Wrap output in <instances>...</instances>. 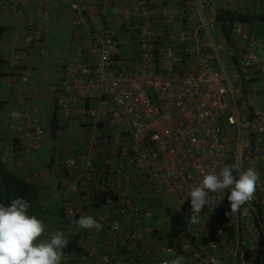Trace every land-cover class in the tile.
<instances>
[{
  "label": "built area",
  "instance_id": "1",
  "mask_svg": "<svg viewBox=\"0 0 264 264\" xmlns=\"http://www.w3.org/2000/svg\"><path fill=\"white\" fill-rule=\"evenodd\" d=\"M248 1L252 0H135L115 6L114 0H105L100 14L107 26L91 30L87 45L74 46L73 55L62 64L57 99L62 114L86 118L93 127L103 122L114 136L127 139L123 152L109 159L104 170L108 211L83 212L118 235L116 250L79 238L83 264L142 263L146 233L142 228L123 231L124 217L138 223L162 218L171 252L159 256L156 264L177 255L183 257L182 264H264V147L259 145L264 141V107L253 106L255 95L243 85L252 78L264 81V59L247 48L254 38L244 23L234 24L227 38L217 22L221 13L235 12L236 5ZM254 1L264 5V0ZM85 2L69 3L76 36L88 28ZM18 7L16 0H0V14L10 8L23 20V48H36L46 57L42 44L48 36L50 0H37L35 10L24 16ZM112 7L114 14L109 13ZM119 31L128 34V54L118 51ZM240 43L246 47L240 48ZM17 65L10 58V66ZM30 77L27 67L18 75L23 84ZM93 87L96 104L88 108ZM18 112L21 127L11 128L24 130L28 149L36 153L43 130L23 107ZM225 127L233 130L229 145L223 139ZM94 155V145L88 144L66 160L67 166L78 168L70 190L78 191L91 181ZM4 157L8 161V155ZM234 163L241 171L253 167L260 173L253 199L237 213L225 215L230 213V189L211 194L212 211L205 205L200 222L193 224L191 188L204 174L219 173ZM137 198L148 206L141 208ZM78 213L66 202L64 217Z\"/></svg>",
  "mask_w": 264,
  "mask_h": 264
},
{
  "label": "crops",
  "instance_id": "2",
  "mask_svg": "<svg viewBox=\"0 0 264 264\" xmlns=\"http://www.w3.org/2000/svg\"><path fill=\"white\" fill-rule=\"evenodd\" d=\"M16 1L19 5L18 10L23 16L33 12L37 4V0ZM70 1L50 0L51 18L45 24L48 36L42 44L48 52L46 57L40 55L36 48L30 50L23 48L21 39L25 35V28L22 18L11 12L10 8L3 15L0 14V24L4 27L0 38L2 72L4 73L0 85V99L4 102V107L0 111V152L9 157L6 163L8 169L27 180L38 190L40 215L46 225L42 239H50L57 230L63 232L69 242L62 250L64 256L61 264H83L81 261L83 251L78 243L79 238L101 249L107 246L109 249L116 250L117 234L109 232L104 227L99 231L78 228L72 221L83 216V212L108 211L105 205L107 194L102 190L104 170L109 159L115 158L118 152H123L127 139L125 136H114L112 128L108 129L103 122L93 127L88 119L66 117L57 107L62 64L73 55L74 46L87 45L91 30L107 26L100 14V6L105 0H86L88 28L80 29L79 36H76L77 31H74L72 25L73 15L69 10ZM134 1L114 0V4L129 6ZM263 8L264 5H257L252 0L238 4L234 9L238 13L252 17L260 16L261 12L264 13ZM109 13L114 14L115 8H110ZM112 26L116 27V24L113 23ZM244 29L254 38L253 43L247 48L264 59V19H252L244 23ZM127 35L122 31L117 33L118 51L121 54L131 52V47L126 41ZM15 39L19 40L15 42ZM238 45L240 48L246 47L241 43ZM11 56L17 61V66H10ZM24 62H26L25 65ZM226 65L231 66L229 62ZM25 67L29 69L31 77L27 83L23 84L19 81L18 75ZM243 85L255 95L253 106L263 108L264 81L252 78L244 81ZM96 95L97 90L93 87L89 92L86 107H93L96 104ZM20 107H23L32 121L43 130L40 150L36 153L31 152L27 147L29 137L24 136L25 131L21 128L17 130L11 128L12 125L21 127L19 126L21 120L14 119L11 115L13 111H19ZM224 132L226 136H233L232 128L225 127ZM88 144L94 145L95 154L90 162L93 170L91 181L85 182L78 191L70 190L68 186L77 176L78 168L67 166L66 160L83 152ZM259 145L264 147V141ZM95 186L98 187L95 188ZM65 200L79 209L80 213L72 218L64 217ZM136 202L141 208L148 206L147 201L137 198ZM115 205V201L110 204L111 207ZM158 215H160L159 212ZM138 222L132 218H122L123 231L142 228L146 233L147 251L144 252L141 264H156L159 256L171 252L169 233L163 225L162 218ZM133 246H131L132 249Z\"/></svg>",
  "mask_w": 264,
  "mask_h": 264
},
{
  "label": "clouds",
  "instance_id": "3",
  "mask_svg": "<svg viewBox=\"0 0 264 264\" xmlns=\"http://www.w3.org/2000/svg\"><path fill=\"white\" fill-rule=\"evenodd\" d=\"M11 115L19 119L21 114L13 111ZM259 180L260 173L255 168L241 171L240 165L235 163L224 166L219 173L213 171L204 174L202 182L193 186L188 195L191 222H200L199 215L205 205L212 211L214 206L210 195L224 189H230L227 196L230 213L226 212L225 215L237 213L253 199ZM29 208V202L22 198L13 199L8 207L0 205V264H61L64 256L62 250L67 246L68 238L57 230L50 239H42L46 225L42 219L29 214ZM72 223L85 230L99 231L103 227L92 215H83ZM182 261L183 257L177 255L164 261V264H182Z\"/></svg>",
  "mask_w": 264,
  "mask_h": 264
},
{
  "label": "trees",
  "instance_id": "4",
  "mask_svg": "<svg viewBox=\"0 0 264 264\" xmlns=\"http://www.w3.org/2000/svg\"><path fill=\"white\" fill-rule=\"evenodd\" d=\"M252 19L263 20L264 16L260 15L258 18L254 16H247L238 12L221 13L218 18V31L220 34L229 38L230 31L234 24L248 23ZM4 32V27L0 24V38ZM4 76L2 72V61L0 54V85L1 79ZM4 107V102L0 99V111ZM4 154L0 152V205L8 207L11 205L13 199L22 198L29 202V214L35 215L41 219V205L37 188L29 183L21 176L11 172L4 160ZM106 193V192H105ZM105 196V194H104Z\"/></svg>",
  "mask_w": 264,
  "mask_h": 264
},
{
  "label": "rangeland",
  "instance_id": "5",
  "mask_svg": "<svg viewBox=\"0 0 264 264\" xmlns=\"http://www.w3.org/2000/svg\"><path fill=\"white\" fill-rule=\"evenodd\" d=\"M255 16V15H254ZM255 17H259L258 15L257 16H255ZM132 34V33H131ZM223 139H224V141L229 145L230 143H231V141H232V136H226V133L225 132H223ZM124 147H126V145L124 146Z\"/></svg>",
  "mask_w": 264,
  "mask_h": 264
}]
</instances>
